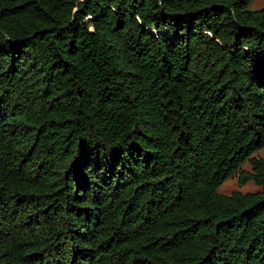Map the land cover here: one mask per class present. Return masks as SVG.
Instances as JSON below:
<instances>
[{
	"label": "trees",
	"instance_id": "1",
	"mask_svg": "<svg viewBox=\"0 0 264 264\" xmlns=\"http://www.w3.org/2000/svg\"><path fill=\"white\" fill-rule=\"evenodd\" d=\"M252 0H0V264H264Z\"/></svg>",
	"mask_w": 264,
	"mask_h": 264
},
{
	"label": "rangeland",
	"instance_id": "2",
	"mask_svg": "<svg viewBox=\"0 0 264 264\" xmlns=\"http://www.w3.org/2000/svg\"><path fill=\"white\" fill-rule=\"evenodd\" d=\"M264 9V0H252L249 5V10ZM250 158L263 159L264 160V146L253 152L248 159L243 161L239 169L231 176L227 177L216 189L219 194H231L233 192H257L260 190V186L253 180L249 179L245 182H239L240 172H251L252 165Z\"/></svg>",
	"mask_w": 264,
	"mask_h": 264
}]
</instances>
